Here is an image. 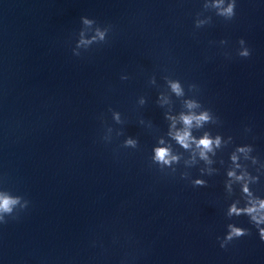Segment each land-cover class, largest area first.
Here are the masks:
<instances>
[{"label":"water","instance_id":"water-1","mask_svg":"<svg viewBox=\"0 0 264 264\" xmlns=\"http://www.w3.org/2000/svg\"><path fill=\"white\" fill-rule=\"evenodd\" d=\"M3 199L0 264H264V0H0Z\"/></svg>","mask_w":264,"mask_h":264},{"label":"clouds","instance_id":"clouds-1","mask_svg":"<svg viewBox=\"0 0 264 264\" xmlns=\"http://www.w3.org/2000/svg\"><path fill=\"white\" fill-rule=\"evenodd\" d=\"M230 10V9H229ZM174 90H176L177 92H179L178 86L173 85ZM186 123H190V120H186ZM187 137V133L184 134V136L178 137L179 141L181 144H184V139ZM127 143H132L131 141H127ZM202 145L206 148H208L211 144V141L205 139L202 142ZM185 147H187L186 144H184ZM167 155V151L166 150H161L158 153L157 159L159 160H164L165 156ZM164 162H167L166 160H164ZM15 203V201L13 200H9V199H3L0 200V210H4V211H10V205ZM236 232L237 235L242 234L240 230H234Z\"/></svg>","mask_w":264,"mask_h":264}]
</instances>
